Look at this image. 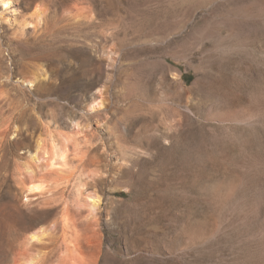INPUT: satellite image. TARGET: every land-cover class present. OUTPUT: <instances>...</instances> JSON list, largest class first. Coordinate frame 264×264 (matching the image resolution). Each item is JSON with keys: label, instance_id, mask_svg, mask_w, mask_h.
Returning <instances> with one entry per match:
<instances>
[{"label": "rangeland", "instance_id": "1", "mask_svg": "<svg viewBox=\"0 0 264 264\" xmlns=\"http://www.w3.org/2000/svg\"><path fill=\"white\" fill-rule=\"evenodd\" d=\"M10 3L0 264H264V0Z\"/></svg>", "mask_w": 264, "mask_h": 264}, {"label": "bare ground", "instance_id": "2", "mask_svg": "<svg viewBox=\"0 0 264 264\" xmlns=\"http://www.w3.org/2000/svg\"><path fill=\"white\" fill-rule=\"evenodd\" d=\"M0 5H2L5 8H8V7H10L11 3H10V0H0ZM71 20H73L74 21V24L77 25V26H79V27L86 26V23L84 21L85 20L84 17H76V18H72ZM28 51H29L28 52V55L30 57H35V58H40L41 57L42 58V54H40V53L37 52V48H34V47L29 48ZM34 82L36 83V81H32V82L30 81V82H28V84L34 85L35 84ZM95 109H97L96 106L93 107V110H95ZM44 148H45L44 147V141L43 140H40L39 143L36 145L34 151L33 152H29L30 159L33 162L37 163V161L39 160V157H38L39 155L38 154ZM59 148L60 147L56 143H53L52 144V147H51V159H50V162L48 164V167H50L51 169L52 168H56V167H59V168L62 167V165L66 161V158L67 157L64 156V155H62L60 153V150L61 149L59 150ZM43 152H44L45 155H48L46 149ZM42 170H44V169H42ZM26 171H28L29 174H34L35 175V170H33L31 167H29L28 169H26ZM44 189H45V187L43 186V184L41 185V184H38V183H31L30 185H28V187L26 189V194H27L26 195V199H27L26 201H29V195L30 194L33 195V194L42 193L44 191ZM83 201H84V199H83ZM85 203H86L85 205H87V207L90 209L91 213H94L96 211L97 207L99 206L100 198L99 197H96V196L88 195L86 197V199H85ZM41 237L42 236H40L38 232L32 233L29 236V242H30V244L35 243V242H40L42 240ZM70 245H72V244H70ZM77 250L73 246H68V251L67 252H69L72 255L74 252L76 253ZM75 253H74V255H75ZM72 256L70 258H72ZM38 259H39V255H28L26 261L24 262V264H36V262H37ZM74 260L75 259H73L72 261L74 262ZM71 264H86V263H84L83 261H78V263L77 262H74V263H71Z\"/></svg>", "mask_w": 264, "mask_h": 264}]
</instances>
